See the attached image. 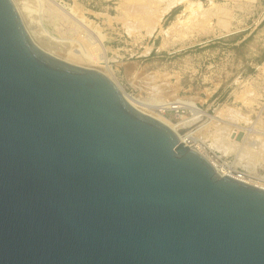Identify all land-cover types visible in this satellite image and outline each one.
<instances>
[{
    "label": "water",
    "instance_id": "1",
    "mask_svg": "<svg viewBox=\"0 0 264 264\" xmlns=\"http://www.w3.org/2000/svg\"><path fill=\"white\" fill-rule=\"evenodd\" d=\"M155 39L124 73L72 66L0 0V264H264V190L124 100Z\"/></svg>",
    "mask_w": 264,
    "mask_h": 264
},
{
    "label": "rangeland",
    "instance_id": "2",
    "mask_svg": "<svg viewBox=\"0 0 264 264\" xmlns=\"http://www.w3.org/2000/svg\"><path fill=\"white\" fill-rule=\"evenodd\" d=\"M20 1L31 13L33 37L39 31L75 48V37L50 24L35 1ZM45 1L85 31L76 40L95 62H82L85 69L124 73L156 36L153 69L126 96L190 134L212 163L264 185L263 160L244 167L236 152L264 147V0H181L166 11L161 0Z\"/></svg>",
    "mask_w": 264,
    "mask_h": 264
},
{
    "label": "bare ground",
    "instance_id": "3",
    "mask_svg": "<svg viewBox=\"0 0 264 264\" xmlns=\"http://www.w3.org/2000/svg\"><path fill=\"white\" fill-rule=\"evenodd\" d=\"M35 1L36 3V6L38 8L41 9L42 12L45 13V16L47 17V20L50 24H53V25H56L59 26V27H62L67 33L71 34V36L75 37V39H72L74 42H76L75 44L77 45H72V47H75V48H70L69 46V50L67 49V46L64 44L62 45L61 41L62 40H57V41H53L52 38L50 39L49 38V41L46 40L43 36L45 35H42L41 33H38L39 31H35L33 32L34 34V37L33 35H31V32H29L30 30H28V27L29 24H27L28 22L30 23L31 25V20L29 19V16L31 13L27 7V5H25V3L21 2L20 0H11L14 8L16 9V12L20 18V21L22 23V26H23V29H24V32L26 34V36L28 37V39L30 40V43L32 45H34L38 50L42 51L43 53L47 54L46 52L50 53V54H53L55 57L53 58H56L62 62H65L67 64H70L72 66H76V67H80V68H85V67H82V62H84L85 64H94V60L92 59V57L88 54H86L82 48V46L77 42L76 40V37L78 36V34H80V28L77 26V24H75L71 19H69L68 17H66L63 13L57 11L52 5H50L49 3H47L45 0H33ZM132 1H138V0H132ZM165 3V6H164V9L165 11L168 10L169 8H171L174 4H177L178 2H180L181 0H161ZM139 3V2H138ZM135 8V7H134ZM141 8V7H140ZM139 8V10H140ZM143 8V7H142ZM33 10V9H32ZM134 10V9H133ZM138 10V9H137ZM129 11V10H128ZM149 11V10H148ZM33 12V11H32ZM135 12V11H134ZM26 17V18H25ZM80 18V16H79ZM26 19V20H24ZM83 19V18H82ZM81 19V20H82ZM26 21V22H25ZM128 26V25H127ZM53 29V28H52ZM38 30V29H37ZM34 31V30H33ZM85 32V31H84ZM83 32V33H84ZM89 32V31H88ZM58 33V32H57ZM81 32V34H83ZM90 33V32H89ZM92 34V33H91ZM96 34V33H95ZM97 35V34H96ZM95 37L97 39L95 40H98L99 43H100V40H99V37L98 35ZM87 36V35H86ZM89 36V35H88ZM94 36V35H93ZM47 37V36H46ZM48 38V37H47ZM94 38V37H93ZM97 41V42H98ZM57 42V43H56ZM93 43V42H91ZM66 44V43H65ZM69 44V43H67ZM57 52V53H55ZM58 53H61V55L64 54V56H61L59 55ZM98 63V62H97ZM106 64H104L105 66ZM88 66V65H87ZM89 69V68H88ZM108 69V68H107ZM96 70V69H95ZM98 71V70H97ZM124 100L134 109L136 110L137 112L143 114V115H146L148 117H151L163 124H169V126L172 128V130L174 131V133L176 134V136L178 137L179 139V143H181L182 141L186 142L190 147V149H193L195 150L196 152H198L201 156H203L205 158V160L211 165V167L214 169L215 172H218L221 174V176H228V177H231V178H234L238 181H241L243 183H246L248 185H252L254 187H257V188H261L262 190H264V185H256L255 184H252L250 183L249 181L245 180L243 177H241L242 175L240 174H237V175H240V176H233L232 172L229 171V170H226V168L220 166V165H216L214 163H212L203 153L202 151L196 147V146H193V144L191 145V135L190 134H186V132H183L182 129L176 125V124H172L171 122H168L166 120H164L163 118H160V117H157L155 116L154 114L152 113H149L150 112V105H146V104H143V103H140L138 102L137 100L129 97V96H126V94H124ZM194 111V110H192ZM196 111V110H195ZM199 113V112H198ZM152 114V115H151ZM194 114L197 115V112H194ZM214 128V127H213ZM218 132V131H217ZM217 132H214V133H217ZM222 133V132H221ZM212 136V135H211ZM215 136V135H214ZM219 137V136H218ZM212 138V137H211ZM214 138V137H213ZM217 138V137H216ZM215 138V139H216ZM213 139V140H215ZM212 140V141H213ZM218 143H220V145L222 144V146H224V148L226 147V149H224L222 146V148L224 150H231L233 148V146H229L227 145L228 143L225 144V141L223 140V142L221 140H218L216 139ZM211 142V141H210ZM214 142V141H213ZM212 142V143H213ZM217 144V143H216ZM219 145V147H220ZM257 145V144H256ZM215 148V147H214ZM247 148V147H246ZM241 148V149H238V151L236 150V152H238V157L239 160L242 159V161L244 160V167L246 166L245 163L247 164H251L254 162L257 161V159H262L261 161L264 162V147H261V144L260 146H258V148H255L254 151L252 150H248V148ZM218 149V148H217ZM223 149H220L221 151H223ZM219 150V149H218ZM225 151H223L224 153ZM227 152V151H226ZM237 159V158H236ZM238 160V161H239ZM256 160V161H255ZM260 161V162H261ZM241 164V162H240ZM264 164V163H263ZM238 165V164H237ZM252 165V164H251ZM229 168V167H228Z\"/></svg>",
    "mask_w": 264,
    "mask_h": 264
},
{
    "label": "built area",
    "instance_id": "4",
    "mask_svg": "<svg viewBox=\"0 0 264 264\" xmlns=\"http://www.w3.org/2000/svg\"><path fill=\"white\" fill-rule=\"evenodd\" d=\"M240 176V175H239Z\"/></svg>",
    "mask_w": 264,
    "mask_h": 264
}]
</instances>
